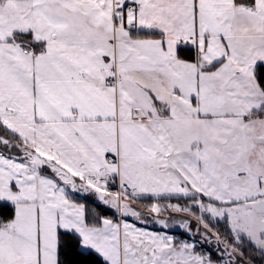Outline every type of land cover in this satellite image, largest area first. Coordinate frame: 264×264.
<instances>
[{"label":"snow or ice","instance_id":"obj_1","mask_svg":"<svg viewBox=\"0 0 264 264\" xmlns=\"http://www.w3.org/2000/svg\"><path fill=\"white\" fill-rule=\"evenodd\" d=\"M251 253L264 0H0V264Z\"/></svg>","mask_w":264,"mask_h":264},{"label":"rangeland","instance_id":"obj_2","mask_svg":"<svg viewBox=\"0 0 264 264\" xmlns=\"http://www.w3.org/2000/svg\"><path fill=\"white\" fill-rule=\"evenodd\" d=\"M215 227H216V229H218V230L220 231V233H221L222 235H227V233H226V231H225L226 225H225L223 222L216 224ZM250 255H251V258H252L253 264H263V263L261 262V259H260L258 253H251ZM257 258L259 259V261H255V260H254V259H257Z\"/></svg>","mask_w":264,"mask_h":264},{"label":"trees","instance_id":"obj_3","mask_svg":"<svg viewBox=\"0 0 264 264\" xmlns=\"http://www.w3.org/2000/svg\"><path fill=\"white\" fill-rule=\"evenodd\" d=\"M107 215H111V213H106ZM255 261H259V259L257 258V259H254ZM262 263L264 262V261H261Z\"/></svg>","mask_w":264,"mask_h":264},{"label":"crops","instance_id":"obj_4","mask_svg":"<svg viewBox=\"0 0 264 264\" xmlns=\"http://www.w3.org/2000/svg\"><path fill=\"white\" fill-rule=\"evenodd\" d=\"M148 228H149V230H151L152 227H149V226H148ZM263 264H264V262H263Z\"/></svg>","mask_w":264,"mask_h":264},{"label":"water","instance_id":"obj_5","mask_svg":"<svg viewBox=\"0 0 264 264\" xmlns=\"http://www.w3.org/2000/svg\"><path fill=\"white\" fill-rule=\"evenodd\" d=\"M148 226H149V227H152V225H151V224H149ZM157 227H159V226H157Z\"/></svg>","mask_w":264,"mask_h":264}]
</instances>
